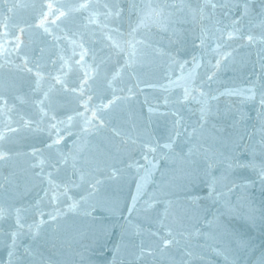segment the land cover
I'll use <instances>...</instances> for the list:
<instances>
[{"label":"water","instance_id":"water-1","mask_svg":"<svg viewBox=\"0 0 264 264\" xmlns=\"http://www.w3.org/2000/svg\"><path fill=\"white\" fill-rule=\"evenodd\" d=\"M0 264H264V0H0Z\"/></svg>","mask_w":264,"mask_h":264}]
</instances>
